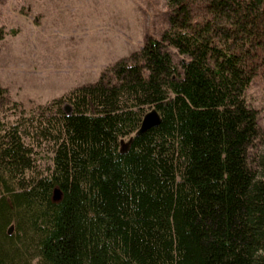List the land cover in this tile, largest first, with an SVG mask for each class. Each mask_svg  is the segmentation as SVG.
<instances>
[{"label":"trees","instance_id":"16d2710c","mask_svg":"<svg viewBox=\"0 0 264 264\" xmlns=\"http://www.w3.org/2000/svg\"><path fill=\"white\" fill-rule=\"evenodd\" d=\"M165 1L160 38L95 82L28 114L0 84V107L20 110L0 118V264H264L246 97L264 74V0ZM151 109L160 122L139 133Z\"/></svg>","mask_w":264,"mask_h":264},{"label":"rangeland","instance_id":"374dc122","mask_svg":"<svg viewBox=\"0 0 264 264\" xmlns=\"http://www.w3.org/2000/svg\"><path fill=\"white\" fill-rule=\"evenodd\" d=\"M165 0H0V84L26 114L72 88L95 82L115 61L138 51L167 28ZM175 63L183 56L170 48ZM247 100L259 116L261 137L254 153L264 156V74L256 75ZM19 109L2 104L0 118ZM131 137L121 139L125 148ZM42 167L46 145L37 148Z\"/></svg>","mask_w":264,"mask_h":264},{"label":"water","instance_id":"95a60500","mask_svg":"<svg viewBox=\"0 0 264 264\" xmlns=\"http://www.w3.org/2000/svg\"><path fill=\"white\" fill-rule=\"evenodd\" d=\"M159 122H160V117L157 111L154 109L149 110L142 119L139 133L158 125ZM61 197H62V194L60 190L58 188H54L53 194H52V201L58 202L61 200Z\"/></svg>","mask_w":264,"mask_h":264}]
</instances>
